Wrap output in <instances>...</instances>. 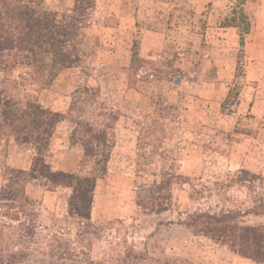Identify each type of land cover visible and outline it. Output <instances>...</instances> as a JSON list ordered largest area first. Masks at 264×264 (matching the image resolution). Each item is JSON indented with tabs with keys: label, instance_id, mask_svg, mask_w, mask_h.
<instances>
[{
	"label": "rangeland",
	"instance_id": "rangeland-1",
	"mask_svg": "<svg viewBox=\"0 0 264 264\" xmlns=\"http://www.w3.org/2000/svg\"><path fill=\"white\" fill-rule=\"evenodd\" d=\"M72 2L43 0L42 8L61 15ZM260 4L245 1L250 30L243 35L242 26H226L237 0H95L76 66L0 68L7 95L72 114L56 125L45 152L54 170L92 168L71 140L74 117L119 114L89 223L69 214L70 188L50 190L17 174L34 148L0 132V194H20L11 202L0 196V259L264 264L185 224L202 214L264 225V27L254 29L250 7ZM145 29L156 38L142 46ZM252 31L258 47L248 45ZM161 206V213L152 209Z\"/></svg>",
	"mask_w": 264,
	"mask_h": 264
},
{
	"label": "trees",
	"instance_id": "trees-1",
	"mask_svg": "<svg viewBox=\"0 0 264 264\" xmlns=\"http://www.w3.org/2000/svg\"><path fill=\"white\" fill-rule=\"evenodd\" d=\"M245 1L237 0L238 8L234 13L239 21L234 14L231 23L226 25L242 26L243 35L250 30V21L244 12ZM42 3L43 0H0V68L22 65L37 72L48 67L58 71L76 66L80 61L81 31L95 0H73L69 12L61 15L43 9ZM240 37L243 40V36ZM69 117L72 118V114L52 110L32 100L18 101L0 88V132L12 137L19 145L33 146L35 151L29 168L20 169L17 174L40 179L50 190L60 186L70 188L69 214L89 223L93 192L97 180L107 171L119 114L100 110L95 120L80 116L73 118L71 140L81 144L84 159L92 163L90 172L85 175L54 170L45 158L56 125ZM0 196L11 202L20 194L9 190L2 191ZM152 209L157 213L166 210L164 206ZM185 224L221 241L241 257L264 262L263 224H240L225 215L202 214ZM12 257L0 259V264H24Z\"/></svg>",
	"mask_w": 264,
	"mask_h": 264
},
{
	"label": "crops",
	"instance_id": "crops-1",
	"mask_svg": "<svg viewBox=\"0 0 264 264\" xmlns=\"http://www.w3.org/2000/svg\"><path fill=\"white\" fill-rule=\"evenodd\" d=\"M167 4H169V3H167ZM244 6H245V4H244ZM250 7L254 9V17L252 18V20H254V22H255L254 29H256V31L258 32V27L261 24L260 29L262 31L263 27H264V5H262V4H260V5H250ZM218 29L224 31V30L230 29V27H224L223 26V27H218ZM262 32L264 33V31H262ZM252 33H253V31H252ZM253 34H254V38H252L253 36H252V34H250V42H248V45L250 44L251 46L258 47V46L261 45L260 44L261 42H259L258 33H253ZM140 36H141V40L143 41V43H142L143 45L142 46H144V42H146L145 40L151 39V38H154V39L156 38V35L153 34V32L147 31L146 29L145 30H141ZM150 45L153 46V44H150ZM12 140L14 141L13 138H12ZM14 143H15V141H14ZM30 164H31V162H30ZM30 164L27 166L26 169L29 168Z\"/></svg>",
	"mask_w": 264,
	"mask_h": 264
}]
</instances>
